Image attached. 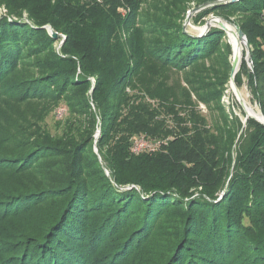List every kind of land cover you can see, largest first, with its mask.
Segmentation results:
<instances>
[{
  "label": "trees",
  "instance_id": "1",
  "mask_svg": "<svg viewBox=\"0 0 264 264\" xmlns=\"http://www.w3.org/2000/svg\"><path fill=\"white\" fill-rule=\"evenodd\" d=\"M0 1L10 14L20 16L26 10L35 27L10 23L18 28L10 34L11 43L0 38V58L7 56L0 62V77L30 35L57 41L42 28L50 25L66 36L62 64L75 75L70 84L76 81V97L84 100L77 104L90 110L91 95L92 129L94 117L101 128L98 153L92 134L79 140L39 134L40 141L32 142V150L21 157L20 166L48 151L68 155L66 168L53 173L65 191L56 200L68 199L65 204L40 205L50 190L29 188L34 182L16 172L18 164L10 157L0 162L10 165L0 167V205L4 199L20 202L10 216L0 217L7 220L0 227V264H264V124L248 118L244 126V119L227 113L222 88L210 90L211 70L193 68L220 46L222 39L217 38L226 37L224 31L212 27L198 36L179 24L156 42L137 24L138 0H127L130 11L123 18L118 0H105V5L97 0ZM213 13L234 17L246 35L254 69L243 52L235 83L239 88L247 83L264 115V0L208 7L195 23ZM6 22L1 19L0 27ZM20 25L29 36L20 34ZM225 47L232 55L231 45ZM169 68L190 70L185 73L187 87L167 84ZM227 77L224 73L218 79L225 84ZM55 85L48 83L51 95L45 97L60 94ZM194 96L206 105L216 103L222 126L216 122L213 130L208 125ZM55 101L75 111L74 98L63 95ZM134 137L162 145L136 155ZM39 146L45 149L35 153ZM81 162L94 170L78 172ZM88 174L104 181L102 193L90 192L82 179ZM67 185L72 187L68 192ZM162 231L165 243L155 244Z\"/></svg>",
  "mask_w": 264,
  "mask_h": 264
},
{
  "label": "rangeland",
  "instance_id": "2",
  "mask_svg": "<svg viewBox=\"0 0 264 264\" xmlns=\"http://www.w3.org/2000/svg\"><path fill=\"white\" fill-rule=\"evenodd\" d=\"M97 1L100 4L105 3V0ZM118 1L119 15L122 18L126 17L130 11L127 0ZM210 1L212 0H138L139 14L137 24L147 33V39L156 42L160 41L167 32H171L172 26L179 24L184 25L189 14L191 16V26L186 28V32L192 34L197 33L198 28H203L207 21L212 17H219L229 23L237 25L234 23V17L231 20H228L218 13H213L201 22L195 23V19L202 10H194ZM3 18H7L8 22L3 23L0 27V38L4 37L8 39L7 42L9 43L12 42L11 38L9 39L10 34L13 35L18 28L15 27L13 29L11 24L15 22L21 24L27 23L30 24L31 29H35L34 25L28 19L29 14L26 10L22 11L20 16L10 14L6 5L0 1V20ZM24 26L25 25H20L18 30L21 35L29 36L30 32ZM42 28L46 29L47 34H50V36L53 37V40L57 39V41L53 43H51V41L46 42L44 40V35L37 38H32L30 35L29 37L31 39L28 38L26 41H23L18 45V47L20 46L18 48L20 54L16 58L15 55L13 56L12 65H10V67L0 77V149H2V156H4L1 157L0 162H8L7 157H10V162L18 164L16 172L20 173L25 180L28 179L29 182H34L31 186H29V188L35 189L39 186L42 190H50L45 191L48 193L45 194V199L40 201L43 202L40 203V205L44 203H48L50 205L58 203L65 204L68 199L64 202L56 200L57 198H60L65 191L63 192L62 190L63 186L61 184V180H57L58 176H54L53 173L66 168L68 155H61L59 152L48 151V155L41 157L42 154H39L37 159L32 157L30 158V161H27L20 166L19 162L22 160L21 157L27 154L26 152L29 150H32L30 149L33 147L32 142L35 143L40 141L41 138L38 137L39 134H45L46 136H50L54 139L70 138L77 140L87 138L90 134H92L94 139H92L93 150L97 153V142L101 134L100 120L98 117H94L96 119V123L92 129L91 121L93 120V117L90 112L94 110V104L92 103L91 95L89 96V103L91 106L90 110L85 106L82 107L77 104L78 102L83 103L84 100L81 97H76L75 92L79 90L74 87L76 81L70 84L71 78L76 79L74 78L75 75L70 71V67L62 64L63 60L67 59V56L62 51V47L66 40L65 34L56 32L50 25L43 26ZM214 28L220 29L217 26ZM53 33L57 34L58 37L55 38ZM122 36L126 41V31L123 32ZM221 37L222 36H219L217 38V40L222 39L220 46L216 49H212L206 60L195 64L193 68H208L211 70L209 73V77L211 78L209 82L210 84H213L214 87L210 90H219V87H221L223 92L221 104L224 106L227 113H234L242 121L245 117L243 112H245L246 109L244 110L242 108V103L231 91L232 63L235 59L234 50L230 44L233 54L229 55L225 46L229 43L230 38L228 34L226 37ZM1 48L2 47H0V52L3 51ZM12 52L13 48L12 51L10 50V53ZM6 58L7 56L0 58V62L6 60ZM246 64L250 68L248 61H246ZM241 65L242 63L240 66ZM187 72H190V70L183 72L175 68H169L166 77L167 84L177 88L178 90L183 87H187L185 80V73ZM224 73H226L228 77L225 84H222V81H220L218 77ZM90 79L94 84V78ZM50 81L56 84L55 86L59 88L58 90H60V94H54V96L47 98L45 96L51 95L48 90V83H50ZM240 88L242 90H246L249 101L254 108L261 111L258 104L254 101L247 83H244ZM51 90L54 91V86H52ZM63 95L67 98H74V104H76L74 112H71L67 104L64 102L55 103L57 102L55 101V98ZM193 100L198 106L197 110L199 111V114L206 118L208 125L212 127L213 130V126L216 122L222 126L220 114L217 111H214L215 107H218L216 103L206 105L202 102H197L195 96L193 97ZM246 112L249 113L247 110ZM41 149L45 148L39 146L35 153L39 152ZM0 167L9 168L10 165L0 164ZM87 169H91V173L94 170V167L92 166L91 168H86V164H82L81 162L78 163L75 170L83 172ZM36 172L41 174V177L40 175L38 176ZM106 174L108 175L109 172L106 171ZM93 176L95 175L88 174L86 177H82V179L86 181L90 188V192L93 194L102 193L101 188L104 186V181L100 182L101 179L99 176L96 178ZM46 177L47 179L45 181L44 178ZM69 188L71 190V185H67V192L69 191ZM127 189L129 188L125 187L123 190ZM223 197L224 192L219 196V200ZM91 201L92 200L90 198L89 203ZM15 204L19 205L20 202L12 199H4L3 203L0 205V217L5 218L7 215L10 216L11 214L9 211L12 207L16 206ZM36 205H39V202H37L34 206ZM40 213L43 214V211L41 210ZM42 219H44V217ZM3 220H1L2 222L0 221V227L7 221ZM166 227H169V225ZM165 234L166 232L162 231L159 238H155L153 240L155 244L165 243Z\"/></svg>",
  "mask_w": 264,
  "mask_h": 264
},
{
  "label": "bare ground",
  "instance_id": "3",
  "mask_svg": "<svg viewBox=\"0 0 264 264\" xmlns=\"http://www.w3.org/2000/svg\"><path fill=\"white\" fill-rule=\"evenodd\" d=\"M211 20V21H210ZM209 22L211 24V26H225L226 27V33L228 34L230 40H229V44L232 45L233 50H234V56L235 59L238 61V67H237V71L236 74L238 73V70L240 68V62L241 59L243 58V52L245 51V57H246V61L249 62V58L247 56V48H246V41L245 39H243L242 37H240V35L238 34V30L237 28L232 25L229 22L226 21H222L220 19H216L214 20L213 18L209 19ZM205 28H200L201 31H203ZM244 47V49H243ZM244 50V51H243ZM234 61V60H233ZM235 74V77H236ZM231 91L234 93V95H236V97L239 99V101L242 103L241 106L242 108L245 110H247L249 113L246 112V116H250V117H257L259 119H262V113L261 111L257 110L256 108H254V106L250 103L249 98H248V94L246 92V90H242L241 88H238L236 86L235 83V79L231 80ZM246 118V117H245ZM244 118V119H245Z\"/></svg>",
  "mask_w": 264,
  "mask_h": 264
},
{
  "label": "water",
  "instance_id": "4",
  "mask_svg": "<svg viewBox=\"0 0 264 264\" xmlns=\"http://www.w3.org/2000/svg\"><path fill=\"white\" fill-rule=\"evenodd\" d=\"M229 1H232V0H212V1L208 2L207 4H204L203 6H200L199 8L195 9L194 11L203 10V9H205V8L212 7V6H217V5H219V4H222V3H224V2H229ZM190 18H191V16H190V14H189L187 20L185 21V24L183 25V27H184L185 30H186V28H187L188 26H191V24H190V20H191V19H190ZM212 18H213L214 20H216V19H220V20H222V21H225V20H223V19H221V18H219V17H212ZM226 22H227V21H226ZM231 24L234 25V26L237 28V30H238V34L240 35V37H242V38L245 39V41H246L247 56H248V58H249V66H250V68L253 70V69H254V66H253V63L250 61V59H251V54H250V46H249V43H248L247 37H246V35L244 34V32L241 30V28H240L239 26H237V25H235V24H233V23H231ZM212 27H213V26H211V24H210V22H209V20H208L207 23H206V25L203 27V28H205V29H204L203 31H201V30L198 28L197 33H195V34L198 35V36L203 35V34L207 33L208 31H210V29H211ZM214 27H215V26H214ZM217 27H218V26H217ZM219 28H220L222 31H224V32L226 33V27H225V26L221 25V26H219ZM53 36H54L55 38L58 37V35H57V34H54V33H53ZM237 67H238V61H237L236 59H234V61H233V63H232L231 80H234V79H235V74H236V71H237ZM261 113H262V111H261ZM248 118H254V119H256L257 121H259L260 123L264 124V115H263V113H262V119H259V118H257V117L246 116V118L243 120L244 126L246 125ZM96 151H97V153H98V148H96ZM107 172H108V171H107Z\"/></svg>",
  "mask_w": 264,
  "mask_h": 264
},
{
  "label": "built area",
  "instance_id": "5",
  "mask_svg": "<svg viewBox=\"0 0 264 264\" xmlns=\"http://www.w3.org/2000/svg\"><path fill=\"white\" fill-rule=\"evenodd\" d=\"M132 152L139 155L144 152H153L158 150L162 142L146 139L145 137H135L132 140Z\"/></svg>",
  "mask_w": 264,
  "mask_h": 264
}]
</instances>
